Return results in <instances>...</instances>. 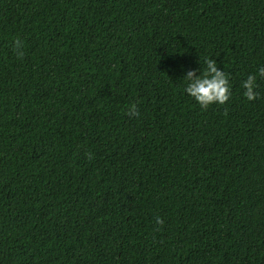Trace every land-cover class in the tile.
Masks as SVG:
<instances>
[{"label": "trees", "instance_id": "trees-1", "mask_svg": "<svg viewBox=\"0 0 264 264\" xmlns=\"http://www.w3.org/2000/svg\"><path fill=\"white\" fill-rule=\"evenodd\" d=\"M260 67L264 0H0V264H264Z\"/></svg>", "mask_w": 264, "mask_h": 264}, {"label": "clouds", "instance_id": "clouds-1", "mask_svg": "<svg viewBox=\"0 0 264 264\" xmlns=\"http://www.w3.org/2000/svg\"><path fill=\"white\" fill-rule=\"evenodd\" d=\"M19 46L20 41L14 42ZM22 51L17 47V55H22ZM264 78V67H260L256 74H249L241 83L244 89L243 96L248 101H255L259 94L257 79ZM186 81L184 92L194 99L202 109L208 108L212 104H224L231 97L232 85L229 83V75L220 70L215 59H206L205 67L200 75L196 71H188L182 78Z\"/></svg>", "mask_w": 264, "mask_h": 264}]
</instances>
